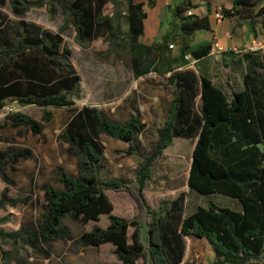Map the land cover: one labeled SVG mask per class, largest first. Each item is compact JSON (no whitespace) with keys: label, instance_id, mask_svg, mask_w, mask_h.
<instances>
[{"label":"trees","instance_id":"trees-1","mask_svg":"<svg viewBox=\"0 0 264 264\" xmlns=\"http://www.w3.org/2000/svg\"><path fill=\"white\" fill-rule=\"evenodd\" d=\"M49 1L51 13L60 8L67 24L75 27L76 40L82 47L107 37L114 46L129 49L136 77L150 72L157 65V56L171 50L170 43L177 38L187 51L192 36L199 31H212L210 18L187 16V12L198 6L191 0H182L173 10L174 22L163 43L149 47L141 43L147 14L144 5L136 0H126V13L121 12L122 3L113 0ZM109 3L116 7L114 17L103 13ZM0 4H10L13 13L24 18L32 8L45 2L0 0ZM123 15L128 21L125 37L120 25ZM223 15L239 17L256 30L259 24L264 26V0H235L233 8L224 10ZM64 30L65 27L53 33L25 20L9 28L0 11V111L12 103L45 110L43 122L22 113L8 115L7 120L15 129L41 135L46 123L53 119L49 108L72 107L75 99L82 98V76L72 63ZM210 51L211 47L206 46L195 52L194 57H206ZM161 69L159 66L158 70ZM168 70L172 72L174 68L168 66ZM169 83L175 90L171 114L159 131L154 152L144 157L136 182L102 179L101 166L106 152L103 137L127 143L131 146L128 154H139L137 139L146 126L136 117L118 123L96 108L83 107L75 112L61 135V140L77 156L78 175L64 173L62 190L43 189L42 218L36 228L11 234L0 231V237L12 242L23 239L35 252L50 258L44 245L73 241L64 225L67 218L88 224L100 222L106 215L110 219L109 228L97 226L83 233L78 243L82 248L113 244L114 254L122 264H140V261L142 264H182L185 238L206 240L215 254L213 264H259L264 259L263 75L249 72L245 77L246 89L233 91L232 99L210 79H200L190 71L173 73ZM200 94L202 105L198 107ZM177 138H198L189 178L191 191L202 196L221 194L238 200L242 211L220 207L211 201L207 207H199L186 215V194L164 203L160 211L152 209L145 189L153 180L155 163ZM32 157L29 149L0 151V175L7 185L0 197V210L5 206L16 209L30 202V199L12 198L10 187L17 185L11 175L18 172L19 164ZM107 190L129 192L138 205L139 215L132 220L113 215L114 205ZM132 227L135 232L131 241Z\"/></svg>","mask_w":264,"mask_h":264},{"label":"rangeland","instance_id":"rangeland-1","mask_svg":"<svg viewBox=\"0 0 264 264\" xmlns=\"http://www.w3.org/2000/svg\"><path fill=\"white\" fill-rule=\"evenodd\" d=\"M33 2L44 1L40 7H34L24 18L17 17L10 6H2L0 11L8 23V27H15L19 22L25 20L29 23L37 24L53 33H59L65 27L63 37L65 45L72 52V63L82 76L81 99H75V105L66 108H49L53 114V119L47 122L45 130L41 135H35L27 129H15L7 120V116L12 113L25 114L36 121L43 122L45 110L37 106H22L12 103L0 111V151L12 149H29L33 157L28 161H23L18 166V172L11 175L16 181L15 187H10V196L14 199H30L26 205L22 204L14 209L5 206L0 210V231L11 234L24 228H36L41 223L42 202L44 192L42 186L45 183H53L58 171H62L71 176L78 175L77 156L70 151V148L61 140L69 120L76 111L83 107H92L102 111L111 120L115 113L125 114L127 108L133 106L134 89L132 73V54L127 48L114 46L107 37H101L95 41L88 42L82 47L76 40L75 27L67 24V18L60 8L56 13H51L49 0H30ZM75 1V0H73ZM122 3L121 12L126 13V0H113ZM152 8V7H151ZM105 16L114 17L116 7L109 3L104 7ZM221 13V12H220ZM223 14V13H221ZM121 34L125 37L128 33V21L125 15L120 17ZM264 36V34H263ZM146 41V40H143ZM176 45V43L172 42ZM178 50V46L171 51ZM126 82V83H123ZM107 144L106 151V174L112 180H121L134 183V181L123 180L121 175L130 174V159L126 145L119 140L104 137ZM177 162L181 166L179 173H170V166L174 167ZM156 164V163H155ZM165 167L169 170L166 174ZM155 171V173H154ZM188 164L182 157H168L166 161L159 162L153 170V180L148 183L145 189V196L156 211L164 208V203L176 200L180 192L171 190L166 181L167 177H173L178 182L182 191H189L187 188ZM117 176V177H115ZM36 182V189L31 187V179ZM54 184V183H53ZM7 185L0 175V197ZM108 193V194H107ZM110 198L117 209V215H113L132 220L139 215V208L129 192H117L107 190ZM132 201L133 207L127 205V201ZM187 214L194 212L198 206L207 207L213 201L220 207L237 210L241 204L238 200L229 198L221 194L212 196H202L189 192ZM121 213L124 216H120ZM4 220V222H3ZM65 225L70 230L73 242H59L47 245V251L51 257L47 258L41 253L35 252L23 239L17 242L3 240L0 237V264H115V257L112 254L100 249H83L78 239L85 232H90L99 226L96 223L81 224L70 218L65 220ZM100 227V226H99ZM135 228H130L129 237L132 241ZM186 247L190 248L191 254L187 264H196L192 258L200 257L203 263H210L213 250L205 240L195 238H185ZM214 262V261H213ZM264 263V259L259 263ZM142 264V261H140ZM213 264V263H212Z\"/></svg>","mask_w":264,"mask_h":264},{"label":"crops","instance_id":"crops-1","mask_svg":"<svg viewBox=\"0 0 264 264\" xmlns=\"http://www.w3.org/2000/svg\"><path fill=\"white\" fill-rule=\"evenodd\" d=\"M136 1L144 5V10L147 14V19L145 21V35L141 38V43L149 47L161 45L163 43L164 37L168 34L173 25V10L182 3V0H171L170 3H167L166 0ZM191 1L194 5L198 6V8L193 10L195 15L199 17L208 16L210 18L212 23V31L197 32L189 39L187 44L189 49L187 51L182 49L181 39L177 38L174 40V43H176L178 46V50H167L159 54L157 56V65H154L147 74L136 77L132 71V87L134 89L133 106L127 108V112L125 114L115 113L113 115L112 119L118 123H125L131 118L136 117L142 124L146 126L145 131L140 134L137 139L139 154H128L131 171L129 175L122 174L121 177H119L123 180H136L137 173L144 163V157L151 155L157 146L159 141V131L168 121L171 114L173 101L175 99V90L169 83V78L173 73L178 71H190L195 73L200 79L202 77L208 78L215 85L222 88L230 99H232L233 91L242 92L246 89L245 77L249 72L252 74L258 72L262 74L264 78V26L259 24L256 30H253L250 23L242 21L239 17L225 18L223 21H219L217 19V14L220 12L223 13L224 10H231L235 0ZM216 42L219 43L220 47L222 48L221 51H214L213 47ZM170 45H174L176 47V45L172 42ZM206 46L211 47V51L206 57L199 59L194 57L195 52ZM188 54L193 55L192 62H189L185 59V56ZM181 63H185V66H182ZM159 66H161V68L163 67V69L158 70ZM168 66L173 67L174 71H169ZM201 100L202 97L200 94L197 102L198 107H201L202 105ZM104 137L103 142L107 151V144ZM197 141L198 138L192 140L184 138L175 139L173 145L165 151L164 156L156 162L153 168V170H155L157 164L159 162L166 161L168 157L176 156L177 158L182 157L185 159L188 164L186 184L187 188H189V191H182V189L179 188L178 182L175 181L173 177L166 176L165 178L171 190L180 192V195L186 194L187 199L189 198V192L196 193L190 189L189 178L193 162V153ZM124 144L127 147V152H129L131 146L127 143ZM105 162L106 152L101 166V177L106 174L107 168ZM178 164L179 163L177 162L174 167L170 166V173H179L181 171V166ZM165 169L167 168L165 167ZM169 170H166V174H168ZM63 174L64 173L62 171H58L55 175V181L53 182L54 184L45 183L42 186V189L51 187L57 190H62L63 185L61 184V176ZM103 178L109 180L112 179L111 176L110 178H108V176H104ZM35 182L36 181L32 178L31 187L33 190L36 189ZM187 199L185 208H188ZM127 205L133 207L132 201L128 200ZM199 207L203 206H198V208ZM198 208L194 212H196ZM237 211H242V205L237 209ZM194 212H191L190 214H193ZM113 213L117 215L116 208H114ZM190 214H187L186 210V215ZM119 215L124 216L121 213H119ZM93 223L98 224L103 229H108L110 226V219L109 216L104 215L101 217L100 222ZM56 243H52L50 245L52 246ZM43 247L44 251L48 250L47 245H44ZM93 249H100V251L101 249H104V251L112 254L115 257V264H122L114 254L115 246L113 244H106ZM190 250V248L186 247V253L182 264H187L189 254H191ZM199 258L200 257H197L196 255V258H192V260L196 262V264H207L203 263ZM210 258L209 264H212L215 259V254L212 253Z\"/></svg>","mask_w":264,"mask_h":264},{"label":"built area","instance_id":"built-area-1","mask_svg":"<svg viewBox=\"0 0 264 264\" xmlns=\"http://www.w3.org/2000/svg\"><path fill=\"white\" fill-rule=\"evenodd\" d=\"M170 1H171V0H166L167 3H170ZM192 15H194L193 10H190L189 12H187V16H192ZM217 19H218L219 21H223V20L225 19V17H224L223 14L218 13V14H217ZM174 48H175V46L170 45V49H171V50L174 49ZM213 49H214V51H221V50H222V48L220 47L219 43H217V42L214 44ZM185 59H186L187 61H189V62H192V61H193V55L188 54V55L185 56Z\"/></svg>","mask_w":264,"mask_h":264}]
</instances>
